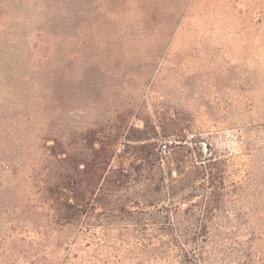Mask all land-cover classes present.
Instances as JSON below:
<instances>
[{"label": "rangeland", "instance_id": "374dc122", "mask_svg": "<svg viewBox=\"0 0 264 264\" xmlns=\"http://www.w3.org/2000/svg\"><path fill=\"white\" fill-rule=\"evenodd\" d=\"M121 122L222 161L224 215L264 228V0H0V264H168L140 216L46 194L54 140Z\"/></svg>", "mask_w": 264, "mask_h": 264}, {"label": "trees", "instance_id": "16d2710c", "mask_svg": "<svg viewBox=\"0 0 264 264\" xmlns=\"http://www.w3.org/2000/svg\"><path fill=\"white\" fill-rule=\"evenodd\" d=\"M157 138L154 126L148 131L121 122L106 136L89 133L76 151L54 140L56 172L46 194L62 224L135 214L140 242L158 244L168 264H264L261 222L224 215L222 161L187 151L163 156L168 146L158 147Z\"/></svg>", "mask_w": 264, "mask_h": 264}, {"label": "built area", "instance_id": "2783aa9c", "mask_svg": "<svg viewBox=\"0 0 264 264\" xmlns=\"http://www.w3.org/2000/svg\"><path fill=\"white\" fill-rule=\"evenodd\" d=\"M202 145L204 146V147H206V143H202ZM163 150L165 151L166 150V145H163Z\"/></svg>", "mask_w": 264, "mask_h": 264}]
</instances>
